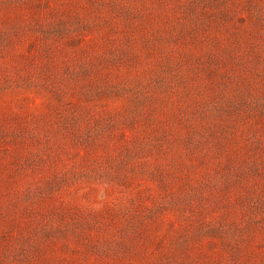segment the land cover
<instances>
[{
  "label": "rangeland",
  "instance_id": "obj_1",
  "mask_svg": "<svg viewBox=\"0 0 264 264\" xmlns=\"http://www.w3.org/2000/svg\"><path fill=\"white\" fill-rule=\"evenodd\" d=\"M0 264H264V0H0Z\"/></svg>",
  "mask_w": 264,
  "mask_h": 264
}]
</instances>
